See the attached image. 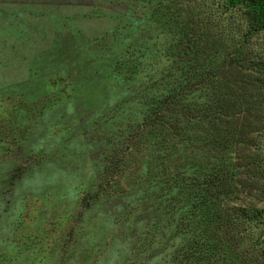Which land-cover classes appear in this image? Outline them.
<instances>
[{
    "label": "rangeland",
    "instance_id": "rangeland-1",
    "mask_svg": "<svg viewBox=\"0 0 264 264\" xmlns=\"http://www.w3.org/2000/svg\"><path fill=\"white\" fill-rule=\"evenodd\" d=\"M110 1L0 0V264H212L227 244L240 255L248 248L250 259L260 262L264 228L238 219L242 211H264L259 137L216 151L205 125L194 127L190 141L182 135L175 157L182 227L176 234L159 191L162 180L150 177L158 162L120 192L91 201L107 155L139 118L129 105L133 85L114 76L120 56L145 57L149 77L171 67V74L186 68L194 75L201 57L205 66L224 61L223 52L209 47L204 54L182 52L200 11L209 17L208 0H128L125 8ZM242 74L224 69L218 76L225 96L234 99L226 88L241 86ZM196 92L201 103L219 94ZM218 170L222 184L206 181ZM202 196L211 200L200 204ZM220 215L229 218L225 231ZM255 241L260 246L252 247ZM176 248L177 261L168 263ZM212 252L206 263L203 256Z\"/></svg>",
    "mask_w": 264,
    "mask_h": 264
},
{
    "label": "trees",
    "instance_id": "trees-1",
    "mask_svg": "<svg viewBox=\"0 0 264 264\" xmlns=\"http://www.w3.org/2000/svg\"><path fill=\"white\" fill-rule=\"evenodd\" d=\"M109 3L116 8H125L129 1L115 0ZM206 5L209 17H204V12L200 11L198 28L196 27L198 32L193 30V27L188 28L190 33L188 31L184 35L187 43L182 52L186 56L190 55L187 50L192 51L195 48L200 54L207 51L215 54L223 52L224 61L221 65L205 66L207 58L201 57L198 63H202H199L194 75H190L186 68L179 69V73L174 71L177 74H171V67L167 74L161 72L158 77H149L146 72L149 61L143 56L136 58L132 52L127 54V57L120 56L115 63V79L134 87L129 105L135 104L139 118L133 121L130 127H125L128 129L125 130L127 136H119L121 142H117L115 146L118 147L110 157L108 155L111 153L107 155L99 183L93 186V196L88 194L93 203L101 201L111 196L110 194L120 192V188L126 187L133 175L138 178L140 175L141 178L149 175V168L158 162L150 172V177L155 182L159 181L157 178L162 180L159 191H165L164 199L168 201L165 208L168 210V222L174 234L182 228L179 220H176L181 216L177 212L180 186L176 164L178 157L175 160L182 135H187L186 140L190 141L194 127L201 128L205 125V139H209L208 145L216 151H222L233 143L248 145L258 137L264 140V39L256 42V39L264 34V0H208ZM114 14L119 15L118 12ZM211 29L213 33H210ZM238 68L243 73L241 86L226 88L228 93L234 94L233 99L221 92L222 84L218 82V76L224 69ZM198 90H217L219 94L217 98L212 99L209 96L201 103L197 101L200 98L196 95ZM243 137L246 140L243 141ZM133 164L137 166L133 168ZM157 168L161 176L158 175ZM138 169L142 171L141 174H136ZM214 173L213 178L207 179L209 176H205L206 181L214 180V183L222 184L226 179L224 175L220 170ZM143 180L144 178L141 179ZM214 186L218 189L217 185ZM260 191L264 194L263 187H260ZM212 199L216 201L217 197ZM210 200L211 198L202 196L199 203L206 204ZM84 207L89 208L90 204ZM241 216L243 221L238 218L240 224L255 222L264 228V211H242ZM219 218L221 230L225 231L229 226V218L225 220L223 215ZM260 244L255 241L252 247ZM219 250H222L223 254L212 264H264L262 252L263 259L254 262L249 257L252 252L248 248L241 252V255L236 247L230 244ZM179 252L180 249L177 248L170 251L167 255L168 263L173 258L177 261ZM201 253L206 255L208 252L203 250ZM203 257L208 263L213 257V252ZM177 263L180 264V261Z\"/></svg>",
    "mask_w": 264,
    "mask_h": 264
}]
</instances>
